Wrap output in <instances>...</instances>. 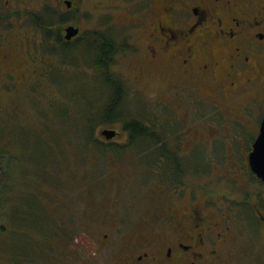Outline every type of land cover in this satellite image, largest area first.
I'll use <instances>...</instances> for the list:
<instances>
[{"label": "flooded vegetation", "instance_id": "obj_1", "mask_svg": "<svg viewBox=\"0 0 264 264\" xmlns=\"http://www.w3.org/2000/svg\"><path fill=\"white\" fill-rule=\"evenodd\" d=\"M50 16L53 23L41 26L63 44L93 49L91 66L101 97H119L128 105L127 97L149 98L129 106L140 112L151 108L153 122L134 123L171 127L166 137L152 140L153 165L145 172L154 177L153 207L141 219L143 228L123 237L128 229L118 226L136 223L122 213L109 218L108 233L97 230L99 238L90 228L89 246L97 243L100 253L107 247L108 264H264V182L249 162L264 119V0H0V75L9 69L17 73L16 65L19 80L31 76L23 61L33 50L29 32L38 28L36 19ZM74 30L78 33L67 39ZM166 76L167 83L161 80ZM204 105L225 116L220 129L229 140L213 136L215 130L206 131L205 125L193 129L186 113L203 118ZM203 132L212 136L209 142L222 139L234 149L196 164L192 144L204 143ZM99 140L106 145L132 141L119 132ZM248 140L249 148H236ZM115 172L121 180L123 171ZM93 194L94 205L81 219L87 226H95L93 218L100 216L91 209L105 205H98ZM109 197L113 205L102 209L123 210L118 196ZM78 254L83 256L74 253V263Z\"/></svg>", "mask_w": 264, "mask_h": 264}, {"label": "rangeland", "instance_id": "obj_2", "mask_svg": "<svg viewBox=\"0 0 264 264\" xmlns=\"http://www.w3.org/2000/svg\"><path fill=\"white\" fill-rule=\"evenodd\" d=\"M39 32L42 31L35 29L29 32L28 38V42H30L29 44L36 54V56L32 54L31 62L39 74L38 86L32 89L28 100L14 106L5 102L0 96V111L11 113L5 117L6 125H23L30 132L29 138L25 140V144L28 147L27 162L32 163L34 166H28V171H39L45 174L47 178L49 174L54 179H59V181H53L54 186L52 187L54 188L46 192V195L39 192L42 188H38V191L34 192L39 196L42 204L48 203L50 211L48 216L50 217L47 216V218H51L53 222H58L61 225L63 221L66 224L76 221V226L64 225L67 234L64 233L66 240L62 241L60 245L62 251L59 252V259L66 258L63 264H87V262L91 263L97 258L99 264H108L111 257L110 251H105L107 247H104L103 252L100 253L101 249L97 248V243L90 247V243L86 239V234L90 233V228H94L97 234L96 236L99 238L97 230H100L102 234L108 233L110 229L109 218L115 217L116 215L124 217L123 214L131 220L130 222L132 224L136 223L128 227L126 226L129 224L128 221L123 226H118L121 229H128L123 237L135 229L143 228L144 222L141 219L144 215L149 216L147 214L148 210H152L153 207L150 204H152L151 197H153L154 177H152L151 173L145 172L147 166L152 167L153 165L152 162L146 164V160L151 161L152 156L143 158V153H133L134 151L131 150L133 152L130 151L131 153L122 160L123 157L120 158L119 155L116 156L117 154L107 151L104 146H102V149L98 147L99 150L96 146L89 144L83 149L86 134L83 136L78 129H70L65 127V125H77L79 119L82 118V114H90V110H94L91 116L92 118L99 117L97 122L103 116L102 107L104 106L102 105V101H98L102 99L101 93L97 88V79L95 80L93 76V66H91L92 53L88 54V50H85L87 48L82 45L75 48V51L78 52L75 56L79 57L80 55L81 57H79V60L71 56L73 60H69L70 64L60 63L57 61V58L53 61L51 58V61H49L44 58L47 55L41 54V52L44 54L48 53L43 52L44 44H42V37ZM50 51L51 54L56 55L55 50ZM56 73H59L60 78H56ZM58 79L62 80L61 86L59 87L55 83V81L58 82ZM161 80L167 83L169 77L166 76ZM5 92V89H0L1 94ZM76 92L80 94V98L84 96L86 100H89L87 105L81 104L76 99H73V93ZM129 101L139 105L143 102H148L149 98L142 97V100L140 98H130ZM93 106H95L94 109ZM204 107H206L205 111L207 113L204 112L205 116L203 118H199L197 114L192 113L190 110L187 111L186 115L189 120H192L193 129L200 130L202 126L199 125H205L206 131L209 128L215 130L213 136H222L226 140H229V135L220 129L222 127L221 125H226L225 116L210 105H204ZM148 110L149 113L146 114L151 117L148 119L153 121L151 108H148ZM94 121L96 120L94 119ZM82 125H84L83 122ZM231 125L232 128L235 126L234 123ZM90 126L85 125L86 128ZM110 127L116 130L121 129L123 125H96L90 133L92 139H98L101 136L99 134L100 131ZM180 133L178 131L176 136L179 137ZM201 135L202 137L200 136V138H203L204 143L195 141L192 144V161L196 162V164L202 163L204 156L210 160L212 158L216 159L220 155L228 154L229 150L234 149V144L233 146H229L221 142L222 139L220 142L216 139L209 142L212 136L208 135V132H203ZM249 142L248 140L244 146L242 144H235V146L236 148L242 147V150H244L243 148L250 147ZM133 149L135 150V148ZM136 149L140 151L142 147L138 146ZM126 150L124 149V152ZM47 163H53V167H50L48 174L44 168ZM218 167L215 166L214 169L216 174L219 173ZM117 169L123 171L121 175L123 178L121 180L114 178L115 175H119L115 172ZM39 181L41 180L39 179ZM90 185L94 187L95 191L92 198L96 202L98 201V205H113L112 198L109 197L110 189V194L113 197L118 196L117 198H119L123 210L120 209V211L114 212V208H111L112 211L102 209L101 206L99 208H92L93 213L97 212V215L99 213L100 216L96 218L89 211L90 217H95L93 218V224L95 226L84 225L81 219L87 216L86 209H90L94 205L90 198H87L90 197V194H86V190H89ZM82 188L86 190L82 191ZM102 195L107 197L101 198ZM72 234L80 235L74 236L72 239L70 236ZM83 246L86 248L83 249ZM74 253H81L84 259H81L80 263H74ZM95 253L97 254L95 255ZM98 253L100 254L98 255ZM50 254L53 255L50 264H58V252L53 249V252H50ZM5 260V258L0 256V264H6Z\"/></svg>", "mask_w": 264, "mask_h": 264}, {"label": "trees", "instance_id": "obj_3", "mask_svg": "<svg viewBox=\"0 0 264 264\" xmlns=\"http://www.w3.org/2000/svg\"><path fill=\"white\" fill-rule=\"evenodd\" d=\"M52 23L53 20L51 16L50 18L48 17V19L39 18L35 20L34 25L38 26L37 30L42 31L39 32V34L43 37L42 42L45 43L43 52L49 55L42 52L41 54L47 55L44 58L49 61H51V58L52 61L57 58V61L60 63H69V60H73V58L79 60L80 55L79 57L75 56V54L78 53L75 51V48L63 44L59 35L56 37V34L48 30L49 28H46ZM41 24H44L46 27H42ZM85 48H87L85 50H88V54L93 52L91 47L86 46ZM50 50H55L56 55L53 53L51 54ZM103 51L106 52V50ZM32 54L36 56L34 49L31 50L30 54L23 60L25 61V67L33 71V73L30 74L31 76L26 74V77L19 80L17 76L21 74L19 70L20 67L17 68L16 65L14 69L17 70L18 74L9 69L11 71L10 73L0 75V89L6 90L5 93H0V96L11 106L28 100L32 89L38 86L39 74L36 72V67L31 62ZM22 69L23 71L25 70L24 67H22ZM56 78H60L59 73H56ZM55 83L59 87L61 86L62 80L58 79V82L55 81ZM79 96L80 94L78 92L73 93V99H76L81 104L87 105L89 100H86L84 96H81V98ZM101 98L102 99L98 101H102L103 103V116L97 123H125L117 132H119L120 138L128 133L132 141L128 145H122L120 143L106 145L103 141L99 140V138H103L102 136L98 139H92L90 133L97 123L94 124V119L91 117L94 110H90V114H82V118L79 119L77 125H65V127L70 129H78L83 136L86 134V140L83 142V149L89 144L97 148L99 147L100 149L104 146L107 151L117 154L116 156L119 155L120 158L123 157L122 160L133 151V153H143L144 157L140 156L143 158L153 155L152 147H154V142L152 140L166 137L171 127L169 125H160V128H157V125H137L134 123L137 121L153 122L148 119L151 118L146 114L149 112H140L129 106L136 105L132 101H129L130 98L134 97H127L129 105L120 101L121 99H119V97L109 98L103 95ZM94 107L95 106H93V109ZM9 114L11 113L0 111V256L6 259V264H50V260L53 258L50 252H53L54 249L58 252V264H63L66 258L59 259V252L62 251L60 247L62 241L66 240L65 234L67 233L65 232L64 226L66 223L63 221L61 225L58 222H53L51 218H47L50 214L48 203L42 204L39 196L34 193L38 191V188H42L39 192L43 194L51 191V188H54L52 187L54 186L53 181H59V179H54L48 174L50 167H53V163H47L44 166L48 178L39 171H28L29 167L34 166L32 163L27 162L28 147L25 144V140L29 138L30 132L26 129L27 127H23V125H6L5 117ZM66 114L68 115V113ZM97 119H99V117ZM82 122L84 125H82ZM85 125L91 126L86 128ZM142 138L151 139L149 142L144 141L150 144L146 145L144 142L139 143V140ZM138 146L142 147L140 151L136 149ZM133 148H135V150ZM124 149L127 150L124 152ZM117 161L120 162L118 159ZM146 161V164L148 162L151 163L153 159L151 161ZM35 163L39 165L37 162ZM117 171L119 172L120 169H117ZM39 179L41 181H39ZM84 190L86 189L82 188V191ZM94 191V187L90 185L89 190H86V194H90L89 196L91 197ZM110 192L111 190L109 189V193ZM90 197L87 198L89 199ZM151 200L153 201V199ZM66 225L71 226L70 224ZM72 226H76V224H72ZM75 258L77 263H80L83 256L80 257L78 254L75 255Z\"/></svg>", "mask_w": 264, "mask_h": 264}, {"label": "water", "instance_id": "obj_4", "mask_svg": "<svg viewBox=\"0 0 264 264\" xmlns=\"http://www.w3.org/2000/svg\"><path fill=\"white\" fill-rule=\"evenodd\" d=\"M70 34V32L68 31ZM78 33V30H74L66 38L70 39L72 36ZM101 136L106 139H112L117 136L115 130L105 129L101 131ZM249 162L251 170L264 182V119L260 125L259 135L253 145V150L249 155Z\"/></svg>", "mask_w": 264, "mask_h": 264}]
</instances>
